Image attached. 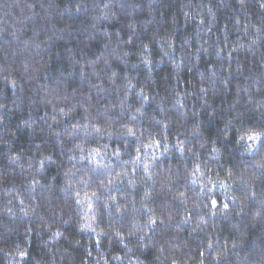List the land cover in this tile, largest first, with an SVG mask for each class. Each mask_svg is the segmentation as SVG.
Masks as SVG:
<instances>
[{
    "label": "trees",
    "instance_id": "1",
    "mask_svg": "<svg viewBox=\"0 0 264 264\" xmlns=\"http://www.w3.org/2000/svg\"><path fill=\"white\" fill-rule=\"evenodd\" d=\"M0 264H264V0H0Z\"/></svg>",
    "mask_w": 264,
    "mask_h": 264
}]
</instances>
